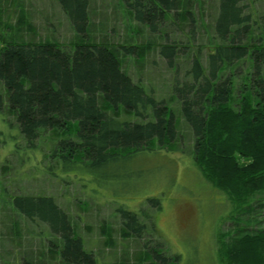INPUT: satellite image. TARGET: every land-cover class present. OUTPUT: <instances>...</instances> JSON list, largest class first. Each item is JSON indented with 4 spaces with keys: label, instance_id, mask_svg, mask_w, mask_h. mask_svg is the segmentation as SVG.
<instances>
[{
    "label": "trees",
    "instance_id": "16d2710c",
    "mask_svg": "<svg viewBox=\"0 0 264 264\" xmlns=\"http://www.w3.org/2000/svg\"><path fill=\"white\" fill-rule=\"evenodd\" d=\"M56 1L74 31L68 43L37 40L24 10L15 15L19 2L0 0V116L8 124L13 116L32 153L47 135L50 165L89 172L97 182L145 149L190 152L242 219L236 218L239 228L224 254L229 264H264V219L242 216L255 212L252 202L264 192V10L258 0H212L215 13L206 23L205 0H119L141 34L134 43L96 40L90 0ZM206 27L208 42L194 43ZM153 51L171 71L168 99L124 69L127 59L142 64ZM149 202L159 208L157 200ZM6 206L47 228L37 234L39 252L18 254L15 264H97L51 195L12 194ZM150 218L145 209H121L120 234L134 246L132 264H173L178 255L165 254ZM12 225L21 239L19 225Z\"/></svg>",
    "mask_w": 264,
    "mask_h": 264
},
{
    "label": "rangeland",
    "instance_id": "374dc122",
    "mask_svg": "<svg viewBox=\"0 0 264 264\" xmlns=\"http://www.w3.org/2000/svg\"><path fill=\"white\" fill-rule=\"evenodd\" d=\"M7 1L11 4L12 0ZM17 1L20 6L15 15L20 8L24 10L31 25L30 32L37 40L68 43L74 36L56 0ZM90 4L92 33L96 40L125 43L130 37L128 41L134 43L135 38L140 41V32H135L136 23L129 18L121 1L90 0ZM257 6L264 10V0H258ZM202 12L204 23L213 18L212 0H205ZM208 35L207 27L200 29L194 43H207ZM166 64L158 52L153 51L146 54L142 64L127 59L124 69L133 80L151 85L159 98L168 99L171 71ZM186 67L188 61L181 69ZM4 118L0 116V264H15L18 254L35 255L41 246L37 234H47L44 224L17 217L9 206L3 210L9 196L17 193L54 197L57 204L69 212L77 234L85 247L92 250L97 264H121L122 259L130 264L134 262V246L130 238L125 239L120 234L121 209L136 213L145 209L151 214L147 223L154 221L155 234L164 242L165 254L169 258L178 255L175 262L171 261L173 264H229L224 254L231 246V235L239 228L235 226L236 218L242 219L227 194L202 176L192 155H188L190 152L145 149L137 152L115 176L97 182L89 172L65 173L53 160L50 165L47 135L32 153L13 116L7 115L9 124ZM256 198L258 201L252 202L255 212L243 217L258 215L264 219V192ZM151 199L157 200L159 208L151 207ZM15 222L21 230L19 240L14 238L17 230L12 224L16 226ZM242 226L257 227L248 222H242ZM143 238L146 241L149 235ZM40 263L46 264L47 260L41 259Z\"/></svg>",
    "mask_w": 264,
    "mask_h": 264
}]
</instances>
